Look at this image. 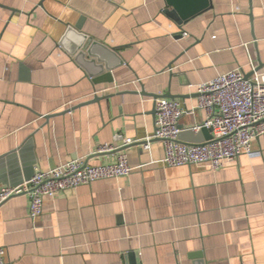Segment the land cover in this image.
Returning <instances> with one entry per match:
<instances>
[{
	"label": "crops",
	"instance_id": "0c3cea01",
	"mask_svg": "<svg viewBox=\"0 0 264 264\" xmlns=\"http://www.w3.org/2000/svg\"><path fill=\"white\" fill-rule=\"evenodd\" d=\"M211 4L180 29L164 0H0V189L77 159L125 153L134 168L46 198L37 218L27 195L4 202V264H264V136L260 156L216 171L166 167L161 142L138 145L155 114L137 92L191 109L200 83L250 74V59L264 72V0ZM88 42L107 54L100 76L78 55ZM203 121L195 110L180 125ZM115 135L137 144L97 154Z\"/></svg>",
	"mask_w": 264,
	"mask_h": 264
},
{
	"label": "built area",
	"instance_id": "2783aa9c",
	"mask_svg": "<svg viewBox=\"0 0 264 264\" xmlns=\"http://www.w3.org/2000/svg\"><path fill=\"white\" fill-rule=\"evenodd\" d=\"M249 66L248 78L242 68H236L197 85L196 105L191 109L177 100L155 99V132L138 145L149 151L151 140L161 142L164 155L159 163L166 167L201 166L216 171L241 155L260 156L252 149V143L264 136V72L255 69L252 59ZM195 110L204 113V121L181 127L183 116ZM203 128L210 131V139L199 142L181 139L182 133L189 131L197 135ZM116 142H120L122 148L137 144L115 135L113 143L100 146L96 153L104 155L117 151ZM133 169L125 153H120L111 164L92 165L77 159L49 170L36 171L18 186L1 188L0 206L12 197L24 194L30 200L29 216L37 218L42 214L46 198L95 181L128 176ZM4 255L5 249L0 247V264H4Z\"/></svg>",
	"mask_w": 264,
	"mask_h": 264
},
{
	"label": "water",
	"instance_id": "95a60500",
	"mask_svg": "<svg viewBox=\"0 0 264 264\" xmlns=\"http://www.w3.org/2000/svg\"><path fill=\"white\" fill-rule=\"evenodd\" d=\"M165 2V9L163 12L168 15L171 20L178 25V27L181 29L182 24H186L190 19L193 17L201 14L202 12L209 10L212 8L211 0H164ZM88 42V44H82L79 47L80 52L78 55L80 57L92 59L90 60V63L96 62L97 64H101L99 68V74L97 76H100L102 74V69H106L109 71L111 67L108 64V60L106 57V53L97 52L95 50V47L97 46V43L91 44ZM113 51V50H112ZM114 52V51H113ZM121 64V63H120ZM171 70V68H170ZM250 74H246V78L249 77ZM141 96H150L153 101L157 98H168V99H174L176 96H171L169 94L166 95H155V94H145L144 92H137ZM178 97V96H177ZM183 97V96H180ZM98 96L94 97V100L97 101ZM154 111V110H153ZM155 114V112H154ZM183 135H188L190 138L188 140H185L187 142H199L202 140H208L210 139V131L207 129H202L201 132L197 135L192 134L191 132H184L181 134V139Z\"/></svg>",
	"mask_w": 264,
	"mask_h": 264
}]
</instances>
